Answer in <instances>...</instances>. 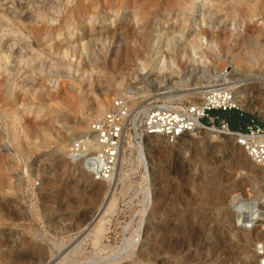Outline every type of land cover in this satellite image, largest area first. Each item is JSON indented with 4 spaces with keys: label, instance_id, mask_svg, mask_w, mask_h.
I'll return each mask as SVG.
<instances>
[{
    "label": "rangeland",
    "instance_id": "obj_1",
    "mask_svg": "<svg viewBox=\"0 0 264 264\" xmlns=\"http://www.w3.org/2000/svg\"><path fill=\"white\" fill-rule=\"evenodd\" d=\"M83 1L65 6L54 25L40 22L31 33L18 24V18L5 19L0 8V32L6 26L14 27L19 35L24 33L28 37L26 41L32 38L35 48L44 44L51 48L42 56L13 62L16 68L13 78L18 89L10 100L0 89V264H51L61 253H66L84 227L98 215L108 186L102 180L78 177L71 162L65 159L71 142L101 115L94 112L97 103H104L105 112L113 99L128 96L134 107L163 102L184 108L202 101L199 92L203 87L221 84L225 71L235 80L264 79V0H210L208 12L200 8L205 0H197L193 12L187 9L191 0ZM15 2L18 9L36 3L33 0ZM256 3L258 8L252 12L251 6ZM95 5L98 10H93ZM209 12L215 14L213 19L197 27L194 21H201L204 13ZM228 23H236L237 27L230 28ZM104 27L107 30L115 27L120 35L112 36V31L106 32ZM98 28L104 32L98 36L89 34ZM207 28L212 30L214 46L207 45L203 39L190 58L183 55L186 43ZM238 31L240 36L231 35ZM145 32L165 37L181 32L186 43L171 46L162 41L161 57L154 61L151 55L154 49L147 43ZM70 45L80 55L81 64L78 65L79 59L71 60L73 71L79 69V76L74 73L67 80L61 77L63 72H52L50 66L67 61L63 51ZM146 63L148 66L144 69L142 64ZM57 79L56 89L49 83ZM33 82L35 86H31ZM69 82L78 90L71 89ZM39 84L47 86V91H42ZM251 103V108H240L241 112H237L247 113L264 123L260 113L264 111V101L258 95ZM18 116L20 120H16ZM85 119L88 126L81 128L79 124ZM156 145L152 150V167L156 172L152 181L153 189L156 188L154 202L147 201L150 185L144 183L145 168L138 162L140 154L134 145L126 152L123 166L118 168L117 205L115 212L107 217L108 234L103 245L117 251L140 226L144 224L146 230L139 247L117 264H145L142 254L158 246L157 227L172 222V215L177 211L195 219L191 236L196 264H211L218 257L217 247L224 242L232 244L234 251L226 264H243L244 260L252 259L254 245L233 242L234 237L231 242L225 241V238L231 239L233 232L227 222H222L223 217L228 219L227 207L232 196L239 194L250 199L263 196L259 183L263 176L244 161L243 149L239 150L235 141L227 137H218L210 143L198 131L170 143L160 140ZM94 191L101 193L96 202L92 201ZM260 203L261 200L256 201L257 206L263 205ZM158 204L160 207L155 210ZM182 222L175 221V224ZM57 227L68 228L70 232L65 236L55 235ZM238 227V234L244 238L264 235L263 220L255 229ZM50 239L62 242V246L55 247ZM24 243L38 247L30 248ZM77 258L78 264L87 259L103 264L106 255L104 251L97 252L90 241H84Z\"/></svg>",
    "mask_w": 264,
    "mask_h": 264
},
{
    "label": "bare ground",
    "instance_id": "obj_2",
    "mask_svg": "<svg viewBox=\"0 0 264 264\" xmlns=\"http://www.w3.org/2000/svg\"><path fill=\"white\" fill-rule=\"evenodd\" d=\"M33 1L36 2L34 6L26 7L24 9H18V7L16 6L15 0H0L1 12L4 14L5 19L7 18L10 20L11 18H18L19 19L18 24L23 26L24 27L23 29H25L26 32L31 33L33 28L35 27V25L39 24L40 22H42L44 24L54 25L59 20V17L62 16V14L64 12V7L73 5L78 0H60V2H62L63 4L58 3L59 1H56V0H33ZM84 1H86V3L95 2V0H84ZM210 2H211L210 0H205L204 3L200 6V8L206 9V11L208 12L207 9L209 7H211V6H208V4ZM18 3H20V2H18ZM196 5H197V0H191V3H189V5L187 6L188 11L193 12V10L197 8ZM92 8H94L93 10H98V7L96 5H95V7H92ZM257 8H258L257 3L254 4L253 6H251L252 12L256 11ZM217 15H220V14H217ZM107 16L108 15H105V18ZM214 16H215L214 13H210V12L208 14L204 13L201 21L195 20L194 24H197V27L201 28V26H202L201 22H203V23H205L207 21L209 22L210 20L213 19ZM106 20L113 21V20H111V18H108ZM115 21L116 20H114V22ZM27 23L31 24V26L27 27ZM228 25L230 26V28L231 27H233V28L237 27L236 23H228ZM6 27H7L6 30L4 29L3 31L0 32V89L4 93V95L6 96V99L10 100L13 97V93H14L15 89L18 87V83H16V81L13 78V75H14L13 71H14V69H16L15 64H13V62H15L17 59H20V58L23 59L25 57L34 58V57L42 56V54H45L44 51L50 50L51 48L49 47L48 44H44V46H41V48H39V47L35 48V46L32 44V38H31V40L26 41V38L28 39V37L23 36L24 35V33H22L23 31L20 32L22 34L19 35L18 29L14 28V27L8 29L9 26H6ZM110 27H112V26H110ZM104 28H105L104 31H106L107 30L106 27H104ZM114 28L108 29L106 32L112 31V36H119L120 32H118V30H116V28L115 29ZM104 31L100 30L99 28L98 29H92L89 32V34L97 35V34L103 33ZM211 31L208 28L205 29V31L200 36L191 39L189 43L185 42L186 41L184 39L185 34L182 35L181 32H179L177 34H175L173 32L172 35H169L168 37H165L164 35L159 34V33L155 34L152 32L151 33L145 32V38L147 40V43L154 49L153 54H151L154 61L157 59V57H159V56L161 57V55H160L161 50H159L161 47H159V46L162 43V41L163 42L166 41V44L167 45L169 44L171 46H176L177 43H179V44L186 43L187 45L185 46V48H183V49H185V52H183V55H188V57L190 58L192 51L193 52L197 51V47L199 44L203 43V41H202L203 39H206L205 41H206L207 45H209L211 47L214 46L213 45V39L211 37V34H212ZM214 31L215 30H213V32ZM240 32L241 31L233 32V33H231V35H233L234 37H237V36L241 35ZM12 36H14V37H12ZM187 50H189V52ZM58 51H60V50H58ZM57 53L59 54V52H57ZM63 55H64V57H66L67 61H65V63H62V62L52 63L50 66V69L52 70V72L53 71H58V72L60 71L61 73L63 72L64 76L62 75L61 77H64L67 80H71L72 76H74V73H76L77 76H79L78 75L79 69L75 70L77 72L73 71L74 65L72 64V61H71L72 59L76 58L77 60L79 59L78 65L81 64L80 55L77 53L75 48L72 45H70L68 48H66V50L63 51ZM233 59L235 60L237 58L234 56ZM28 61H30V60H28ZM17 64H18V62H17ZM158 64H159V62H158ZM33 65H35V64H33ZM142 65H143L144 69L148 66L147 63L142 64ZM46 68H47V66H46ZM50 69H49V72H50ZM21 70H22V68H21ZM19 72H20V70H19ZM61 73H59V74H61ZM222 77H223V81H227L229 83H232V86H233L234 91H235V103L238 107L246 108V109L251 108L252 99L254 98V96L256 97L258 95L264 101V79L263 78H262L263 81L258 80L257 78H255L254 80H249L248 78H244V77L242 79H236L235 80V78L233 76L231 77L230 74L227 77H224V76H222ZM53 79H55V78H53ZM22 82H25V81H22ZM255 82H258L259 84H256ZM27 84H29V83L27 82L26 85ZM69 84L71 86V89H73L75 91L78 90V88L76 86H74L72 84V82L71 83L69 82ZM49 85L51 87H56V89H57V87L59 86L58 79L50 81ZM31 86H35V83L34 82L31 83ZM259 87L261 88V91L257 92L256 90ZM40 88L42 89V91H47V89H48L47 86H45L43 84L40 85ZM194 89L195 88H192L191 90H194ZM254 90L256 91V93ZM199 94H203L202 91L199 92ZM104 110H105L104 103L99 102V103H97L96 109L94 112L97 114H103L102 112H104ZM4 113L6 115H8V114L10 115V113H8L5 110H4ZM260 113L264 116V111L263 112L260 111ZM20 119H21L20 116H18L16 118V120H20ZM79 125L81 128H87L88 121L85 119L84 121L80 122ZM196 131H198V133H200V134L205 135V137L207 139H209L210 141H214L219 137L217 135V133L213 132L212 130H206L205 131L204 129H201L200 127H198V128H196ZM186 136H189V135H187V134L183 135L180 137V139H183ZM160 140L164 141L165 143H170L169 138H167L163 135L155 134V135L147 136L143 140L142 144H140V145L138 144L139 146L137 147V145L133 144L131 142L130 138H128L126 141L124 150H123V154H122V157L120 160V164L118 166V168L120 166H123V164L127 160L126 159V152L128 151V149H131V147H133L132 145H134L133 148H135L137 151L139 150V153L143 151L144 156H140L138 158V162L142 163L144 168H145L144 183L146 185H148V187L150 185V193H149L150 195H149V198L147 199V201L150 200L151 202H154V200L156 199V198L154 199V191L156 192V188L153 189V182H152L154 180L153 176L156 173L154 167H152L153 163H154L152 150L157 146L156 144ZM237 147L239 150H240V148L242 149V147H240L239 145H237ZM158 148H160V147H158ZM66 155H68V157L65 159H67L71 162V164L74 168V173L75 174L77 173L76 175H78V177L79 176H81V177L85 176V177H89L90 179H93L95 181L97 180L95 175L92 173V171L85 168L84 163L80 158H74V156L70 155L69 152H67ZM244 161L245 162L248 161L250 163V167L254 168L259 173L262 174L263 177L259 179L260 180L259 183H260V188H261L260 191L263 192V196H259V198H257V199H252V198L250 199V198L242 197L239 194L232 196V198L229 200V205L227 207L228 208L227 209L228 210L227 211L228 219L225 220V218L223 217L222 222H223V224H225L227 222L228 229L233 232L231 239L225 238V241L231 242V240H233L232 238L234 237V240L236 239V241H233V242H243V243H247V244L252 243L254 245L253 253H252V259L244 260L243 264H258L259 257H258L256 248H257V245L262 241L264 235L262 237L261 236L251 237L249 235H245V236H247V238H244V237H242V235L238 234V232H240L239 231L240 228L238 227V225H239L238 222H239V213L240 212H243L245 210H250L254 207H257L261 212L260 221H262L264 219L263 218V216H264V168H262L261 166H259L255 162H253L248 157V155L246 153H245ZM130 164H131V162H130ZM123 179H125V177ZM102 181L106 183L109 191H106L104 193V197H103V200L101 202L100 211H99L98 215H96L93 222H91L89 225L84 227V231L80 234V236H78L75 239V242L72 245H70L69 249L66 250V253H61L60 255L58 254L59 257L57 259H55L51 264H64V262H67V260L69 261V263H66V264H78L79 260L77 258V255L81 250V243L84 241H90V243L93 245V247L96 249L97 252H101V251L105 252L106 259L105 260L102 259L103 264H117L119 260L126 259V258L130 257L131 254L136 249V247L139 245L140 239L142 237H144V231L146 230V227L143 224V226H140L138 228V230L133 235V237L130 240H127V243L123 248L115 251V249L111 248L110 245H103V240L105 239L106 235L108 234L107 233V231H108L107 224H108L109 220L107 219V217L111 213H114L115 209H116V205H117L116 204V199H117L116 198V195H117L116 187H117L118 181H120V180L118 179V176L116 175L112 186H111L110 182H108L106 180H102ZM121 181L123 182L122 179H121ZM100 197H101L100 191H94L92 193V201L93 202L98 201V199ZM257 200H261L262 203H260V204H263V205L262 206L259 205L260 207L257 206V204H256ZM1 204H2V202H1ZM159 207H160V205L158 204L155 207V210H157ZM171 221L172 222H167L166 224H163V225L157 227V230L159 231L158 232V246L153 247V248H148L142 254L141 260L144 261L145 264H151L154 262H156L157 264H196L197 260L195 258L194 251L192 250V245H193L192 243H193L194 237L191 236V233H193V227L195 224V219L194 218H186V216L181 215V211H177L176 213H173ZM173 221H174V223H173ZM175 221H178V222L183 221V222L180 224H175ZM220 221H221V219H220ZM142 223H144L143 219H142ZM244 230H250V229H244ZM55 231H57V233H58L55 235H62V236H65L67 233L70 232V230L68 228H64V227L62 230L57 227L55 229ZM44 236H46V235H44ZM41 238H42V236H41ZM50 240L54 242L55 247L59 248L60 246H62V242H57L56 240L54 241L53 239H50ZM24 244L30 248L36 249L38 247V245L34 246L33 244H27V243H24ZM49 247L52 248L51 245ZM217 251L219 252L218 257H217V259H214L211 264H226L228 262V260L234 256L233 246H232V244L229 245L228 242L227 243L224 242L223 244H220L217 247ZM115 252H116V255H114ZM56 253H57V251H56ZM211 253H212V249H211ZM69 255L70 256L72 255L73 258L70 259ZM51 259H52V257H51ZM90 260L91 259H87L86 262H83L82 264H97L98 263V262L97 263L91 262ZM99 264H101V263H99Z\"/></svg>",
    "mask_w": 264,
    "mask_h": 264
},
{
    "label": "built area",
    "instance_id": "obj_3",
    "mask_svg": "<svg viewBox=\"0 0 264 264\" xmlns=\"http://www.w3.org/2000/svg\"><path fill=\"white\" fill-rule=\"evenodd\" d=\"M222 75L227 77L229 73L225 71ZM202 93L201 102L184 108L163 102L134 107L128 96L117 97L103 114L92 120L87 131L71 142L68 152L80 158L97 180H106L112 186L128 138L137 147L147 136L155 134L173 142L200 127L212 130L219 137L232 138L253 162L264 168V123L251 116L243 127L233 129L222 116L212 114L240 111L232 83H212L203 87ZM139 154L144 156L143 151ZM260 217V210L254 207L240 212L238 223L244 229H255ZM256 251L258 264H264V237Z\"/></svg>",
    "mask_w": 264,
    "mask_h": 264
},
{
    "label": "trees",
    "instance_id": "obj_4",
    "mask_svg": "<svg viewBox=\"0 0 264 264\" xmlns=\"http://www.w3.org/2000/svg\"><path fill=\"white\" fill-rule=\"evenodd\" d=\"M222 117L230 124L233 129L241 128L245 125L247 120L250 118L247 113H239L236 111V115H227L226 113H221Z\"/></svg>",
    "mask_w": 264,
    "mask_h": 264
},
{
    "label": "crops",
    "instance_id": "obj_5",
    "mask_svg": "<svg viewBox=\"0 0 264 264\" xmlns=\"http://www.w3.org/2000/svg\"><path fill=\"white\" fill-rule=\"evenodd\" d=\"M220 113H224V114L226 113L227 115H231V114L236 115V111H228V112L213 111V112H212L213 115H220V116H221Z\"/></svg>",
    "mask_w": 264,
    "mask_h": 264
},
{
    "label": "water",
    "instance_id": "obj_6",
    "mask_svg": "<svg viewBox=\"0 0 264 264\" xmlns=\"http://www.w3.org/2000/svg\"><path fill=\"white\" fill-rule=\"evenodd\" d=\"M208 141H209L210 143H213V141H210L209 139H208Z\"/></svg>",
    "mask_w": 264,
    "mask_h": 264
}]
</instances>
